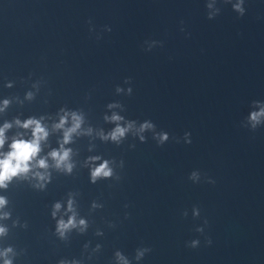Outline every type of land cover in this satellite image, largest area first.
<instances>
[{
	"label": "water",
	"instance_id": "water-1",
	"mask_svg": "<svg viewBox=\"0 0 264 264\" xmlns=\"http://www.w3.org/2000/svg\"><path fill=\"white\" fill-rule=\"evenodd\" d=\"M238 2L0 0V126L13 124L0 152L31 137L17 118L43 117L47 156L60 116L83 117L65 145L71 173L50 166L42 189L31 173L0 188L12 264H124L117 253L128 264H264V119L248 120L264 106V0H243V15ZM145 121L154 128L138 132ZM128 122L119 143L101 137ZM104 160L113 174L93 182ZM69 198L87 227L61 237Z\"/></svg>",
	"mask_w": 264,
	"mask_h": 264
},
{
	"label": "clouds",
	"instance_id": "clouds-1",
	"mask_svg": "<svg viewBox=\"0 0 264 264\" xmlns=\"http://www.w3.org/2000/svg\"><path fill=\"white\" fill-rule=\"evenodd\" d=\"M243 0H239L237 4L233 7L234 9L243 15L245 9L242 7ZM210 7V5H209ZM211 16V14H210ZM119 91V89H118ZM131 91V89H129ZM32 94L28 93V98H31ZM254 104L259 103L254 101ZM9 104L8 100L3 102V106L0 107V111H3L5 107ZM115 105H109V107H114ZM71 116V126L66 127L68 122V117ZM105 119L111 121H120L123 119L120 115L113 113L111 117H105ZM264 119V106H261L258 111H252L248 117V120L251 124V127L255 129ZM43 117L36 119L34 117H29L26 120L21 121L20 119H15L14 123L16 126L23 129H31V137L29 139H24V133H17L16 136L12 138L11 143L9 144V150L7 152H0V188H7L8 182H10L14 177L28 178L29 173L32 177L36 178L39 183L36 187L44 188L45 182L49 180L50 174L48 172L49 167H54L57 170H61L67 173H71L74 167V164L71 160L72 149L66 148L65 145L70 143L73 137V134H79L81 129V124L83 123L82 115L72 112L65 113L60 116L59 122L54 123L52 128L53 130L63 129V139L60 141V147L58 149H52L47 153V156H40L39 154L42 151L41 142L46 141L49 136L48 128L42 123ZM13 126L11 122H5L3 126H0V149H3L5 141L8 139L5 135L6 130L10 129ZM134 127V122H128L126 126H121L119 123L116 124V127L106 135L101 132V137L105 140L111 139L117 143L120 142L121 138ZM154 128V125L151 122L145 121L140 125L138 132H143L146 129ZM92 130L89 128L87 130L90 133ZM158 141L160 144H163L168 140V133H159ZM188 135L187 133L185 134ZM141 140L144 139L143 136L140 137ZM190 143V141H189ZM49 158L53 161L52 165L49 164ZM90 160H98L99 157H90ZM36 169V171H33ZM43 169L44 171H39ZM112 169L109 167V162L104 160L98 166H95L91 169V180L95 182L98 178L101 177H110L112 176ZM198 174L196 172L191 173L190 178H196ZM212 183H215L212 181ZM7 203L5 197L0 196V208H3ZM61 209V204L59 202L55 203L53 206V217L56 216L57 212ZM67 212H71L72 215L68 217L67 220L63 218L57 221L56 231L61 236L64 237L66 231H69L73 228L79 227L81 231L87 227V222L84 219L77 221L76 212L74 209V201L69 198L67 202ZM198 214V212H197ZM9 216L8 212L0 213V218H7ZM6 228L0 226V235L6 233ZM198 242L193 241L192 245L195 246ZM211 243V240L208 241ZM147 251V249H145ZM12 252V249L6 248L0 252V256H4L3 264H12V260L7 258V254ZM143 255V253H139ZM118 258L124 261V264H128L127 260L117 253ZM61 264H65L64 261H61Z\"/></svg>",
	"mask_w": 264,
	"mask_h": 264
}]
</instances>
